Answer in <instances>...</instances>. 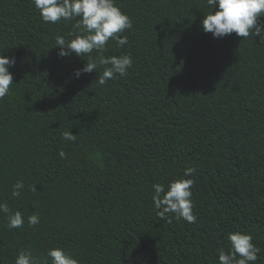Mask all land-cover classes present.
<instances>
[{"label": "trees", "instance_id": "16d2710c", "mask_svg": "<svg viewBox=\"0 0 264 264\" xmlns=\"http://www.w3.org/2000/svg\"><path fill=\"white\" fill-rule=\"evenodd\" d=\"M115 4L132 28L103 55L133 65L100 85L104 66L74 76L100 53L57 55V36L81 34L76 20L46 23L31 0H0V55L16 61L0 99V202L24 217L10 230L0 213V264L21 250L51 264L50 248L79 264H218L233 232L253 237L264 264V39L205 33L207 0ZM176 179L194 180L195 223L154 208L152 186Z\"/></svg>", "mask_w": 264, "mask_h": 264}, {"label": "clouds", "instance_id": "9594fccd", "mask_svg": "<svg viewBox=\"0 0 264 264\" xmlns=\"http://www.w3.org/2000/svg\"><path fill=\"white\" fill-rule=\"evenodd\" d=\"M43 22L55 24L61 20H76L74 29L81 34L70 41L63 36H57L55 44L58 46L57 55L61 58L76 55L82 57L96 51L100 53L98 61L89 60L80 68L74 70V76L79 78L84 73L96 71L98 65L104 66L102 75L97 78L100 85L118 76L124 77L133 65L130 54L119 56H104L106 45L111 39L116 46L127 44V37L121 36L125 30L132 28L130 18L116 6L115 0H31ZM209 8L215 11L203 16L202 30L211 33L213 38H223L235 33L238 37H259L264 39V0H207ZM78 18V19H77ZM16 63L14 57L0 55V99L9 94L13 83L9 68ZM62 138L71 141L75 138L69 131L62 134ZM61 158L65 153H59ZM196 173L195 167H187L183 171L185 177ZM193 179H176L169 182L167 190L163 184H154L152 201L161 218L171 213L177 220L183 219L187 223H195L191 187ZM12 196L18 197L24 188L22 181L13 186ZM32 190L35 191L32 186ZM0 213L7 216L6 227L18 229L24 226V217L20 211L11 212L6 202H0ZM29 226L40 222L38 215L27 218ZM171 222V218L169 219ZM229 251L220 250L218 264H255L258 259L259 248L252 242L250 234L233 232L228 234ZM46 257L51 264H79V262L62 248H50ZM14 264H40L30 250H21L15 257ZM48 264V259L43 261Z\"/></svg>", "mask_w": 264, "mask_h": 264}]
</instances>
